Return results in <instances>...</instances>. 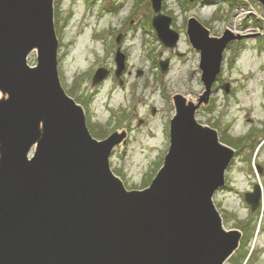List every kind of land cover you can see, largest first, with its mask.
I'll return each mask as SVG.
<instances>
[{
  "label": "water",
  "instance_id": "water-1",
  "mask_svg": "<svg viewBox=\"0 0 264 264\" xmlns=\"http://www.w3.org/2000/svg\"><path fill=\"white\" fill-rule=\"evenodd\" d=\"M151 1L159 14L162 0ZM53 2L0 0V264H82L81 254L69 257L78 245L89 254L82 261L93 263L103 242L110 245L111 264H225L242 233L225 230L213 199L236 152L195 115L208 104L227 45L242 37L210 38L189 21L206 91L197 103L173 98L164 164L149 188L127 191L109 163L125 135L93 139L82 107L61 86ZM170 24L162 15L154 19L159 39L174 48L179 35ZM32 52L36 67L28 65ZM117 66L119 76L120 57ZM162 66L165 72L167 62ZM107 74L100 69L94 85ZM260 198L258 186L246 195L252 212Z\"/></svg>",
  "mask_w": 264,
  "mask_h": 264
},
{
  "label": "rangeland",
  "instance_id": "rangeland-1",
  "mask_svg": "<svg viewBox=\"0 0 264 264\" xmlns=\"http://www.w3.org/2000/svg\"><path fill=\"white\" fill-rule=\"evenodd\" d=\"M211 1H201L198 6L188 0L162 1L161 12L172 18L171 27L181 36L175 49L166 48L156 37L151 25L156 15L151 0H126L119 15L109 13L113 18L105 24L114 26L106 28L109 30L97 44L92 39L95 31H101L96 27L98 20L102 24L104 18L96 14L101 11L106 17L105 12L109 11L103 5L116 9L121 0H97V9L83 0L55 2L62 86L84 106L88 127L96 139H104L117 130L130 131L128 143L118 147L111 159L113 172L123 180L127 190L148 187L163 165L174 113L171 98L177 94L196 98L204 91L199 55L186 33L188 18H196L212 36H220L235 24L237 30L241 25L242 31L251 29L246 32L262 34L263 28L255 19V15L264 16V6L259 1ZM216 5H220L218 11ZM237 8L242 11L236 12ZM256 29L259 31L252 32ZM118 31L132 34L125 47L129 54L128 88L120 90L113 76L98 90L91 85L96 70L107 68L113 72L116 68L113 41ZM261 38L231 45L219 80L231 82L233 91L227 95L219 81L213 86L210 109H200L197 114L200 124L215 129L222 143L240 152L227 175L232 191L217 194L215 205L225 219L226 229L249 233L255 227L251 246L241 264H264V199L262 207L254 213L244 200L246 192L256 184L262 187L264 195V36ZM161 60L170 62L166 73L161 71ZM29 64H36L35 54L30 56ZM139 70L143 71L142 77H136ZM139 119L144 123L137 127ZM235 258L227 264H238Z\"/></svg>",
  "mask_w": 264,
  "mask_h": 264
},
{
  "label": "bare ground",
  "instance_id": "bare-ground-1",
  "mask_svg": "<svg viewBox=\"0 0 264 264\" xmlns=\"http://www.w3.org/2000/svg\"><path fill=\"white\" fill-rule=\"evenodd\" d=\"M85 245H86V248H87V245H88L87 242H85ZM64 246L65 245L61 246L62 247L61 248L62 252L67 249V247L66 246L64 247ZM77 247H79V245ZM77 247L72 248L73 249L72 250V254L69 257L70 258H73V256L76 253H79V254H81L80 255V258H79L80 263H82V264L87 263V262H84L82 260H83V257L84 256H85V258H87L89 256V254H87L86 250H85V253L84 254L80 253V251L83 250V248H77ZM90 248H93L94 251L97 250V246H91ZM109 248H110V245L107 242H103L102 245H101V247H100V249L97 252V254H100V255H99L98 259L96 260V262H93L92 263L91 260H90L87 264H111V259H109L108 256H107V254H110L111 253V250ZM0 258L1 259H5L4 257H2V255H0ZM124 264H130V262L129 261H126V262H124Z\"/></svg>",
  "mask_w": 264,
  "mask_h": 264
},
{
  "label": "trees",
  "instance_id": "trees-1",
  "mask_svg": "<svg viewBox=\"0 0 264 264\" xmlns=\"http://www.w3.org/2000/svg\"><path fill=\"white\" fill-rule=\"evenodd\" d=\"M250 236H252V233L250 234ZM251 237H248V239H250ZM246 243V242H245ZM245 245V244H244ZM244 247V246H243ZM247 253H248V249H245L242 251V253L236 255L235 259L237 260L236 262H238V264H241V262L243 261V259L246 258L247 256Z\"/></svg>",
  "mask_w": 264,
  "mask_h": 264
},
{
  "label": "flooded vegetation",
  "instance_id": "flooded-vegetation-1",
  "mask_svg": "<svg viewBox=\"0 0 264 264\" xmlns=\"http://www.w3.org/2000/svg\"><path fill=\"white\" fill-rule=\"evenodd\" d=\"M119 48L123 49L121 46H119L118 49H119ZM155 110H156V109L154 108L153 111H155ZM153 111H152V112H153ZM156 111H157V110H156ZM156 111H155V113H156ZM199 111H200V110H199ZM202 111H203V110H202ZM200 112H201V111H200ZM138 122H140V123H144V120H143V119H139ZM127 130H128V129H127ZM228 173H229V172H228ZM227 175H228V174H227ZM227 187H228V184H227ZM227 187H226V188H227Z\"/></svg>",
  "mask_w": 264,
  "mask_h": 264
}]
</instances>
